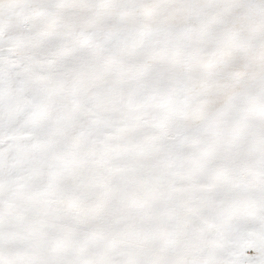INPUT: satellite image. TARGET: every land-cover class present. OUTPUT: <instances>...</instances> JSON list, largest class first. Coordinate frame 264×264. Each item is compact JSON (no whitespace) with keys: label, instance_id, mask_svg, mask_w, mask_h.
<instances>
[{"label":"snow or ice","instance_id":"1","mask_svg":"<svg viewBox=\"0 0 264 264\" xmlns=\"http://www.w3.org/2000/svg\"><path fill=\"white\" fill-rule=\"evenodd\" d=\"M0 264H264V0H0Z\"/></svg>","mask_w":264,"mask_h":264}]
</instances>
